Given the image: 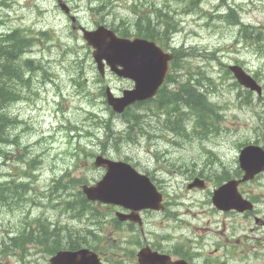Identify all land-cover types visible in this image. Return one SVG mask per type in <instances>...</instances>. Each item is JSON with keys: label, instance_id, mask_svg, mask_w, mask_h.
<instances>
[{"label": "rangeland", "instance_id": "1", "mask_svg": "<svg viewBox=\"0 0 264 264\" xmlns=\"http://www.w3.org/2000/svg\"><path fill=\"white\" fill-rule=\"evenodd\" d=\"M65 1L76 17L74 26L93 29L97 23L132 31L138 17L133 13L135 7L141 5L145 11L157 8L153 15L165 14L170 28L168 39L159 38L160 43L188 52L182 56L184 67L176 69V79H190L195 90L205 93L207 102L213 103L215 112L206 111L208 118L201 126L199 112L191 109L200 105H193L192 100L189 108L176 101L181 117L177 122L164 114L156 118L153 108L148 112L149 129L138 131L140 126L135 121L129 127V117L112 116L100 93L106 85L118 95L131 82L109 72L105 79H99L91 49L80 32L73 30L56 0H0V32L27 30L34 43L23 50L30 49L42 65L32 73L23 72V94L7 109L23 123L17 120L12 132L0 139V199L6 196L3 189L9 185L10 196L17 198L14 202L8 198L6 203L0 200V242L16 226L29 223L35 227L39 218H45L47 223L41 225L47 224L49 237L36 243L50 244L53 231L54 236L62 234L65 241L66 228L70 234L84 237L87 247L101 248L110 258L109 264H137L135 258L126 255L146 242L171 252L172 259L184 257L189 264H264V173L240 189L244 198L255 203L250 212L217 210L211 203L212 190L218 182L232 178L238 167L239 144L264 148V48L262 43L260 47L246 43L242 29L251 27L252 36L264 34V0ZM142 18L149 20L144 14ZM27 55L26 51L23 58ZM234 63L260 83V94L249 93L236 83L226 70ZM188 70L194 71L193 80L186 74ZM217 118L221 129L214 126ZM184 121L191 136L183 142L180 135L184 133L177 123ZM128 134L133 139H128ZM103 148L110 158H127L139 170L153 173L166 193L163 211L140 213L142 230L122 222L115 224L113 208L103 206L105 215L100 212L102 206L95 214L80 211L78 215L77 208L65 206L73 203V198L65 199L66 191L74 188L80 177L93 184L103 175L91 164ZM22 156L28 163L20 160ZM28 164L32 171L24 179L27 182H20L24 184L20 194L13 188L19 182L14 178ZM194 168L207 184L204 189L188 191L185 185L196 173ZM47 192L63 201L51 202ZM74 196L80 200L79 195ZM51 222L59 225L57 229ZM38 231L45 230L37 228L33 235ZM38 246H28L21 256L16 251L0 250V264H48L49 255Z\"/></svg>", "mask_w": 264, "mask_h": 264}, {"label": "water", "instance_id": "2", "mask_svg": "<svg viewBox=\"0 0 264 264\" xmlns=\"http://www.w3.org/2000/svg\"><path fill=\"white\" fill-rule=\"evenodd\" d=\"M65 11H68L64 4L60 3ZM83 37L89 45L94 47L93 56L101 64V60L115 65H121L117 69L120 75L133 78L136 81L132 93H126L122 98H114L110 93L107 100L112 107L121 111L125 105L138 98H146L154 93L156 84L162 79L164 64L168 57L155 53V49L147 47L143 50L135 42L118 39L112 31L99 27L94 31L83 30ZM154 52V53H153ZM160 65V68L157 66ZM237 80L245 87L260 92V87L237 65L230 66ZM163 71V72H162ZM239 162L242 169L246 171V178H251L260 169H264V152L253 146H247L241 150ZM96 165L107 166V173L104 178L92 187H83V191L89 199H100L104 202L122 205L126 208L138 210L142 208L155 209L159 207V195H156L153 187L144 175L136 174L129 165L115 163L98 156ZM234 182L217 190L216 193L224 194L217 205L222 209L236 208L242 210L241 200L234 193ZM230 190L233 191L230 192ZM119 219L138 220L134 213L123 215L118 213ZM141 264H186L184 260L169 262L166 256H160L150 252L147 248L139 253ZM52 264H100L96 255L87 250L81 249L75 252H61L51 260Z\"/></svg>", "mask_w": 264, "mask_h": 264}, {"label": "trees", "instance_id": "3", "mask_svg": "<svg viewBox=\"0 0 264 264\" xmlns=\"http://www.w3.org/2000/svg\"><path fill=\"white\" fill-rule=\"evenodd\" d=\"M193 7H196V6H193ZM154 8L155 7H153L151 9L149 7V9L151 10L150 13L152 15L154 13L156 14V12H157V10H156L157 8H155V9ZM165 9H168V8L165 6ZM228 20H231V18L228 17ZM143 26L148 28V29L153 28V24L150 21H145ZM143 26H141V27L143 28ZM242 29H243L244 36H245L244 41L246 43L251 41V42H254V44L256 46H259V47L261 46V43H262V46L264 48V44H263L264 34H262V35L259 34V32H257L259 29L258 30L254 29V32H257V33H255L254 36H252L253 31L250 30L251 27L243 26ZM23 31H24L23 29L14 28V29L10 30L9 32H4L2 38H0V134L2 132L0 139L4 136V134L9 135V132H10V130H8L6 127L4 128L5 119L2 117V115H3L2 108L6 107L5 105L7 102L10 103L9 101L17 100L19 98L18 95L20 94L19 90L12 84L13 79L10 77V74L5 72L4 68L7 69V66H4V64L10 61V59L14 56L15 52L19 53L22 50V48L27 45L28 39L26 40L24 38L25 35L22 34ZM183 87H184L183 89L185 91V96H191L192 100H194L193 105L198 106L202 103V100H204L205 112L200 111L199 117H200L201 122L205 123V121H207L206 111H209L211 114L215 112V109L212 107V105L207 102L206 94L203 92H197L195 90V88L192 87L191 84H190V86L185 84V85H183ZM186 90H187V92H186ZM198 94H202V96H199ZM178 98H179V100L184 99L179 94H175L174 99L178 100ZM134 121H135V123L141 122L137 118H135ZM211 124H212V122H211ZM129 131H132V129H129ZM143 131H145V130H143ZM127 137H128V139H133L130 134H128ZM8 140L10 141V136H9ZM23 185L24 184H22V183H19V184L16 183L15 185H13V188L18 189L20 191V194H21V187H23ZM11 189H12L11 185L8 186L7 190L3 189V191H5V194H6L4 199L12 198L9 194V191ZM18 193H19L18 191H15V194H18ZM80 199H82L81 201H83V200L86 201L83 197H80ZM0 200H3V199H0ZM43 230H45V231H38L34 235H33L32 230H29L27 232L19 231L16 234V236H13L14 238H9L10 241H8L6 243L8 251L13 249V251H16L17 254H21L23 249L26 247L25 245L27 243L33 242L34 240L46 241L49 237V233L46 231V228H43ZM59 241L60 240L57 238V236L52 237V240L50 241L51 243L49 245H46L47 251H53L55 249L54 248L55 243H58Z\"/></svg>", "mask_w": 264, "mask_h": 264}, {"label": "bare ground", "instance_id": "4", "mask_svg": "<svg viewBox=\"0 0 264 264\" xmlns=\"http://www.w3.org/2000/svg\"><path fill=\"white\" fill-rule=\"evenodd\" d=\"M34 72V71H33ZM193 94V93H192ZM196 94V93H195ZM199 96H202V94H198ZM19 99V98H18ZM17 99V100H18ZM175 101H178V102H180L182 105H184V106H186V107H189L190 108V105H189V103L185 100V99H182V100H179V98H178V100L177 99H175ZM193 103H194V100H193ZM192 106V105H191ZM191 109H194V110H196V111H198L199 113H200V111H203V112H205V104H204V100H202V103L200 104V106L198 107V108H195V107H192ZM206 117H207V114H206ZM138 119V118H137ZM140 120V119H139ZM141 121V120H140ZM173 133H176V132H173ZM193 135H196V134H193ZM200 135V134H199ZM198 135V136H199ZM191 136V135H190ZM198 136H196L197 138H198ZM201 136V135H200ZM180 137L182 138V141L184 142L185 141V139L187 138V136L186 135H180ZM196 137H194V138H196ZM202 137V136H201ZM190 139V138H189ZM200 139V138H199ZM187 141H188V139H187ZM192 141V140H191ZM205 163V162H204ZM220 165V164H219ZM137 166V165H136ZM226 167V166H225ZM219 169V168H218ZM222 169V168H221ZM224 170V169H223ZM222 173H224V172H222ZM2 190V189H1ZM65 206L67 207V208H70V209H75L74 207V203H72V201H69V202H67V204H65ZM65 207V208H66ZM27 240V239H26ZM34 241H36V240H34ZM39 243H43V242H45L44 240H42V241H40V240H37ZM49 245V244H48Z\"/></svg>", "mask_w": 264, "mask_h": 264}, {"label": "flooded vegetation", "instance_id": "5", "mask_svg": "<svg viewBox=\"0 0 264 264\" xmlns=\"http://www.w3.org/2000/svg\"><path fill=\"white\" fill-rule=\"evenodd\" d=\"M106 207H108V208H113L114 209V211H113V213H115L116 211H118V210H120V211H123V212H127V210L126 209H124V208H122V207H118V206H113V205H107ZM140 213H142V211L140 212ZM142 218V217H141ZM114 223H117V221H113ZM124 224H130V225H136L137 226V224L136 223H134V222H129V221H124L123 222ZM143 224V220H141V225ZM139 227V226H138ZM140 228V227H139ZM83 247H86V246H83ZM78 247H75V249H77ZM130 256H135L136 255V253H135V255H134V253H132V254H129Z\"/></svg>", "mask_w": 264, "mask_h": 264}]
</instances>
